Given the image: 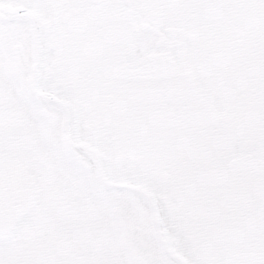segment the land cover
Returning a JSON list of instances; mask_svg holds the SVG:
<instances>
[{
  "label": "snow or ice",
  "instance_id": "snow-or-ice-1",
  "mask_svg": "<svg viewBox=\"0 0 264 264\" xmlns=\"http://www.w3.org/2000/svg\"><path fill=\"white\" fill-rule=\"evenodd\" d=\"M0 264H264V0H0Z\"/></svg>",
  "mask_w": 264,
  "mask_h": 264
}]
</instances>
